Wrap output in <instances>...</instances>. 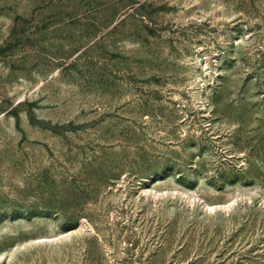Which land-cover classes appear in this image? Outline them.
<instances>
[{"label":"rangeland","instance_id":"374dc122","mask_svg":"<svg viewBox=\"0 0 264 264\" xmlns=\"http://www.w3.org/2000/svg\"><path fill=\"white\" fill-rule=\"evenodd\" d=\"M0 264H264V0H0Z\"/></svg>","mask_w":264,"mask_h":264}]
</instances>
